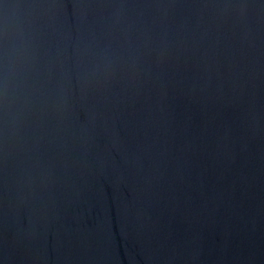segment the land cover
Returning a JSON list of instances; mask_svg holds the SVG:
<instances>
[{"label":"water","instance_id":"water-1","mask_svg":"<svg viewBox=\"0 0 264 264\" xmlns=\"http://www.w3.org/2000/svg\"><path fill=\"white\" fill-rule=\"evenodd\" d=\"M0 264H264V0H0Z\"/></svg>","mask_w":264,"mask_h":264}]
</instances>
